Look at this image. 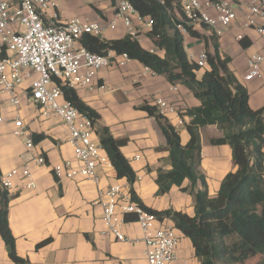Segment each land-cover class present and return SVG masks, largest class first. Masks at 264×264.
<instances>
[{"label":"crops","instance_id":"0c3cea01","mask_svg":"<svg viewBox=\"0 0 264 264\" xmlns=\"http://www.w3.org/2000/svg\"><path fill=\"white\" fill-rule=\"evenodd\" d=\"M10 1L18 5L21 0ZM249 2L235 0L238 18L232 25L222 28L221 33L202 27L196 30L201 38L186 35L184 44L188 59L196 63L202 52L213 51L209 37L215 33L219 38L221 54L231 58L230 69L249 91L250 107L259 110L264 107V66L262 79L247 81L245 75L249 58L264 52V37L254 27L245 26ZM58 3L59 8L50 10L46 15L49 22L57 25L73 19L106 23L115 13L112 0H58ZM133 24L138 32L134 38L142 47L164 57L165 52L159 50L148 37L150 29L138 20H134ZM257 26L264 28L263 18L257 20ZM127 36V28L120 25L115 30H107L101 39L118 40ZM204 38L209 39L208 48ZM111 54L117 55L114 52ZM4 57L6 53L0 52V59ZM204 71L201 69L197 72L198 79L202 78ZM35 78L26 80L21 86L22 101L18 107L7 104L6 97L0 95V115L5 119L0 123V180L8 171H22L28 167L37 182L36 189L25 190L23 180L18 178L15 180V189L9 192V226L16 238L18 255L29 260V264H148L145 244L136 242L143 238L144 233L134 215L123 216L127 224L124 231L128 242H118L104 234L106 226L99 192L120 185L126 193L132 194L134 191L148 208L156 211L174 209L193 217L194 198L178 187H173L165 195H157L159 168L170 170L172 167L163 133L156 120L141 107L146 104L155 106L157 98L175 105L178 113L164 117L179 131L181 143L187 145L190 134L186 124L191 119L186 111L199 106L200 102L184 85H171L165 77L147 71L146 66L135 60L123 68L112 66L100 70L92 89L74 91L100 115V126L107 127L116 140L125 141L121 152L135 171L137 180L131 185L127 179L118 178L112 164L100 169L98 184L86 178L58 180L53 173L55 165L68 160L75 167L79 164L75 161L70 132L62 119L56 115H44L43 110L26 95V90ZM102 86L105 89H101ZM16 120L22 121L32 139V150L27 148L25 139L14 135ZM179 121L183 125H179ZM99 125H94V139L101 144L97 133ZM200 132L203 147L201 166L208 179L210 195L215 197L222 180L236 167L228 145L211 144L212 139L222 136L217 126L205 127ZM102 149L108 156L103 146ZM40 155L47 158L46 166H39L35 162L34 159ZM188 185L189 181L186 180L183 186ZM161 223L175 228L169 219L161 220ZM178 234L181 236L180 245L177 259L172 264H201L190 239L180 232ZM44 241L48 242L39 247ZM0 264H15L9 257L1 234Z\"/></svg>","mask_w":264,"mask_h":264},{"label":"trees","instance_id":"16d2710c","mask_svg":"<svg viewBox=\"0 0 264 264\" xmlns=\"http://www.w3.org/2000/svg\"><path fill=\"white\" fill-rule=\"evenodd\" d=\"M139 14L153 21L148 37L165 52L164 57L142 47L132 36L118 40H104L84 36L82 45L96 54H127L156 75L163 76L176 86L182 84L200 102L189 108L190 122L187 145L181 143L179 131L160 114L156 106L141 107L154 118L163 133L169 151L170 170L159 168L156 183L158 196L173 187L191 195L195 201V215L168 209L156 211L146 207L132 191V198L158 219L171 220L177 233L190 239L201 264H244L259 255L264 256V107L253 110L249 105V91L230 69L231 58L220 51L219 38L212 33L213 51L208 50L207 66L201 79L199 66L188 59L184 36L177 30L181 0H130ZM189 35L201 38L192 29ZM208 46V38H204ZM65 101L99 125L100 115L87 106L77 92L61 86ZM217 126L222 136L212 139L215 146L228 145L236 167L222 180L219 191L211 197L207 176L202 170V138L200 130ZM97 133L118 178L133 185L137 175L123 156L125 141L116 140L107 127L98 126ZM189 185L184 187L185 181ZM10 193L0 186V234L10 259L15 264H29L18 255L16 238L9 226ZM180 236V235H179ZM181 239V236H180ZM48 241L40 243L41 247ZM264 264V260L257 263Z\"/></svg>","mask_w":264,"mask_h":264},{"label":"built area","instance_id":"2783aa9c","mask_svg":"<svg viewBox=\"0 0 264 264\" xmlns=\"http://www.w3.org/2000/svg\"><path fill=\"white\" fill-rule=\"evenodd\" d=\"M112 1L115 13L106 23L73 19L57 25L49 22L46 15L50 10L59 8L58 0H21L18 5L10 0H0V52L6 53V57L0 59V95L6 97L7 104L20 106L21 86L36 76L26 95L43 110L44 115H56L62 119L70 132L75 161L79 164L75 167L68 160L55 165L53 173L58 180L86 178L98 184L100 169L111 166L101 144L94 139L93 120L63 99L61 86L73 90L92 89L100 70L112 66L123 68L132 60L127 54L92 53L82 45L83 37L101 38L107 30H115L123 25L134 38L138 33L134 20L143 22L150 30L153 27V21L141 16L130 0ZM237 18L235 0H183L176 27L183 36L189 35L190 29L196 31L202 27L212 28L219 34L222 28L232 25ZM259 18L264 19V0H250L245 26L254 27L264 37V28L257 26ZM207 61V52H202L196 64L204 69ZM263 66L264 52L252 55L248 60L245 80L262 79ZM147 71L150 72V69L147 68ZM101 89H105V86ZM155 106L163 116L178 113L175 105L162 98L155 100ZM4 121L0 115V123ZM179 125H183V122L179 121ZM14 126V135L25 139L27 148L32 150L34 143L22 121L16 120ZM34 160L39 166L47 165V158L43 155ZM18 178L23 180L25 190L36 189V178L28 167L22 171L13 169L4 173L0 185L11 192ZM124 189L120 185H113L99 192L106 226L104 234L118 242H128L124 231L127 224L123 216L134 215L144 233L143 238L136 242L145 244L148 264H172L177 259L180 245L176 228L161 223Z\"/></svg>","mask_w":264,"mask_h":264},{"label":"rangeland","instance_id":"374dc122","mask_svg":"<svg viewBox=\"0 0 264 264\" xmlns=\"http://www.w3.org/2000/svg\"><path fill=\"white\" fill-rule=\"evenodd\" d=\"M263 260H264V256L259 255V256L255 257V258H252V259L248 260L244 264H257V263H259V262H261Z\"/></svg>","mask_w":264,"mask_h":264}]
</instances>
